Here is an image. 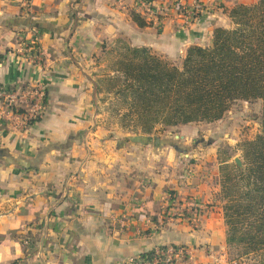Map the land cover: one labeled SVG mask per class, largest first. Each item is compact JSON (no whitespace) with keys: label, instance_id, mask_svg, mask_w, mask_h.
Wrapping results in <instances>:
<instances>
[{"label":"crops","instance_id":"0c3cea01","mask_svg":"<svg viewBox=\"0 0 264 264\" xmlns=\"http://www.w3.org/2000/svg\"><path fill=\"white\" fill-rule=\"evenodd\" d=\"M255 1L200 0L196 17L157 22L135 0H0V89L45 87L27 128L0 100V264H128L165 246L187 247L192 264L213 260L224 239L218 145L197 146L195 123L141 132L110 85L131 49L179 66L227 27L231 8ZM24 46L38 63L18 54Z\"/></svg>","mask_w":264,"mask_h":264},{"label":"trees","instance_id":"16d2710c","mask_svg":"<svg viewBox=\"0 0 264 264\" xmlns=\"http://www.w3.org/2000/svg\"><path fill=\"white\" fill-rule=\"evenodd\" d=\"M228 18L233 27L215 28L210 45L189 47L179 66L131 49L110 86L128 107L124 121L143 133L222 120L237 101H262L263 130L241 144L245 169L233 164L222 188L227 245L251 264H264V0L236 5Z\"/></svg>","mask_w":264,"mask_h":264},{"label":"rangeland","instance_id":"374dc122","mask_svg":"<svg viewBox=\"0 0 264 264\" xmlns=\"http://www.w3.org/2000/svg\"><path fill=\"white\" fill-rule=\"evenodd\" d=\"M252 1V0H250ZM249 4V2H248ZM230 21V20H229ZM225 20L226 28H231L232 23ZM263 104L260 99L244 102L237 101L226 113L225 118L214 122L195 123L193 129H197L191 139L196 141L197 146H204L206 143L218 145V190L214 194V201L217 203L223 220V207L227 203L225 191L222 185L226 177H233L231 169L234 158H239L241 162V144L245 141L253 140L263 130ZM227 162V163H224ZM224 239L221 248H216L213 260L205 264H251L248 260L241 257L238 249L228 246L226 243L227 228L223 220ZM223 234V233H222ZM215 251V249H212Z\"/></svg>","mask_w":264,"mask_h":264},{"label":"built area","instance_id":"2783aa9c","mask_svg":"<svg viewBox=\"0 0 264 264\" xmlns=\"http://www.w3.org/2000/svg\"><path fill=\"white\" fill-rule=\"evenodd\" d=\"M191 3L187 7L183 0H135L134 9L149 21L157 22L170 11L178 15L185 14L189 18L203 13L204 6L200 0H192ZM18 54L32 63H38L40 57L36 49L27 47H19ZM0 100L8 108L6 115L9 121L16 122L20 128H27L45 111V87L36 83L23 89H0ZM194 222L198 223V217H195ZM128 264H192V254L185 246L158 247L145 257L130 259Z\"/></svg>","mask_w":264,"mask_h":264},{"label":"water","instance_id":"95a60500","mask_svg":"<svg viewBox=\"0 0 264 264\" xmlns=\"http://www.w3.org/2000/svg\"><path fill=\"white\" fill-rule=\"evenodd\" d=\"M234 163L241 171H244L245 167L239 158H234Z\"/></svg>","mask_w":264,"mask_h":264}]
</instances>
